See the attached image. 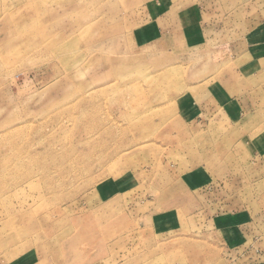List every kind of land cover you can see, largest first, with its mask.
<instances>
[{
	"label": "rangeland",
	"instance_id": "374dc122",
	"mask_svg": "<svg viewBox=\"0 0 264 264\" xmlns=\"http://www.w3.org/2000/svg\"><path fill=\"white\" fill-rule=\"evenodd\" d=\"M262 258L264 0H0V264Z\"/></svg>",
	"mask_w": 264,
	"mask_h": 264
},
{
	"label": "crops",
	"instance_id": "0c3cea01",
	"mask_svg": "<svg viewBox=\"0 0 264 264\" xmlns=\"http://www.w3.org/2000/svg\"><path fill=\"white\" fill-rule=\"evenodd\" d=\"M252 264H264V258L258 259L257 261L253 262Z\"/></svg>",
	"mask_w": 264,
	"mask_h": 264
},
{
	"label": "bare ground",
	"instance_id": "6f19581e",
	"mask_svg": "<svg viewBox=\"0 0 264 264\" xmlns=\"http://www.w3.org/2000/svg\"><path fill=\"white\" fill-rule=\"evenodd\" d=\"M43 8V7H42ZM18 23V22H17ZM19 24V23H18Z\"/></svg>",
	"mask_w": 264,
	"mask_h": 264
}]
</instances>
